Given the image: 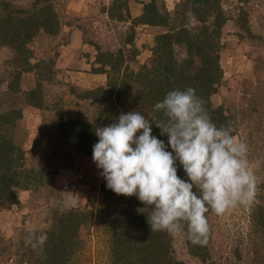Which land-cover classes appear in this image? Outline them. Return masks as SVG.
<instances>
[{"label":"rangeland","instance_id":"rangeland-1","mask_svg":"<svg viewBox=\"0 0 264 264\" xmlns=\"http://www.w3.org/2000/svg\"><path fill=\"white\" fill-rule=\"evenodd\" d=\"M9 1L31 11L36 0ZM52 1L59 14L58 32L50 34L41 29L29 43L34 52L32 63L44 65L46 61L54 72L50 81L44 79L45 107L26 104L24 94L12 98L9 92L7 94L8 83L20 67L12 62L16 56L14 46H0V110L22 106L23 117L13 131L15 145L24 151L22 168L30 174L32 170L45 171L43 183H34L30 189H17L18 204L6 208L3 205H7V201L0 205V264H28L22 260L29 256L23 254L28 247L25 236L51 227L56 211L72 208L87 212V221L79 228L80 242L74 249L72 264H112L114 240L109 229L115 223L116 212L103 200V177L92 156L58 139L56 107L65 117L86 120H94L102 111L101 105L80 97L84 90L106 81L105 75L92 74L97 50L87 41H100L102 48L110 50L123 45L132 19L143 12L142 0L128 1L127 21L108 16L106 9L113 0ZM182 1L164 0L174 15L173 22L180 20L175 11L181 8ZM161 2L158 0L160 5ZM221 5L230 19L223 26L219 39L223 79L212 100L216 106L227 107V112L235 117L237 130L234 135L249 146L248 158L257 176L258 194L248 206L236 207L223 216L208 214V262L264 264V238L257 240L256 237V244L251 238V231L255 230L253 213L264 207V0H221ZM188 25L197 28L199 22L193 17ZM160 31L161 27L147 24L135 26L140 53L136 60L129 61L131 68L151 62L154 36ZM178 55L183 58L186 50L179 49ZM37 69L21 72L23 90L35 86ZM133 110L135 108H130ZM142 114L147 116L148 113ZM58 142L57 151L53 153ZM70 197L73 203L66 205L64 202ZM168 240L169 255L175 264H203L199 257L190 253L184 235L168 234ZM30 258L35 261V257Z\"/></svg>","mask_w":264,"mask_h":264},{"label":"trees","instance_id":"trees-1","mask_svg":"<svg viewBox=\"0 0 264 264\" xmlns=\"http://www.w3.org/2000/svg\"><path fill=\"white\" fill-rule=\"evenodd\" d=\"M128 1L113 0L106 9L108 16L117 21H127L130 15ZM140 3L143 5V12L132 19L123 45L110 50L102 48L100 41H87L97 50L92 74H103L106 81L84 90L80 97L101 105L102 111L94 120H86L82 117H65L55 105L58 139L61 138V143L66 142L63 144L68 146L75 145L76 149L90 156L93 145L98 141L96 127L111 124L121 111L127 113L130 108L146 112L154 121L158 120L160 113L154 110V105L175 88H194L197 95L205 101V107L217 126L232 122L237 130L234 115L228 113L224 105H214L212 100V95L219 91L223 79L219 39L223 26L230 19L221 0H183L181 8L178 7L175 11V16L180 17L179 22H173L174 15L164 0L161 5L158 0H142ZM193 17L199 22L197 28L188 25ZM138 24L161 27L162 31L154 36L151 62L140 63V67L134 69L130 67L129 61L136 60L140 53L134 33ZM59 25V14L53 7L52 0H36L31 11L14 5L9 0H0V46H14L16 56L12 62L17 68H22L15 72L13 80L8 83L6 92L10 93L11 98L24 94L26 104L37 108L45 107L44 79L50 81L54 72L46 61L44 65L32 63L34 52L29 43L39 30L55 34ZM182 48L187 53L183 58L178 55V50ZM36 68L35 86L23 90L20 87L21 72L35 71ZM5 100L8 101V97ZM22 117V106L0 110V205L8 201L7 205H3L6 208L19 203L17 189H30L32 184L45 181V171L32 170L30 174L29 170L22 168L24 151L19 145H15L13 138V131ZM152 129L153 134L167 144V136L160 135V129L155 123L152 124ZM59 144L60 142L55 144L53 153H56ZM168 150L171 151L170 146ZM178 175L185 176L182 167L179 168ZM101 190L104 202L112 205L116 212L115 223L109 229L114 240L112 264H175L174 258L169 255L168 233L150 231L146 215L136 211L138 207H144L137 197L115 194L107 188L104 178ZM209 213L206 214L207 217ZM54 214L53 225L41 231L48 234V240L42 248L33 250L31 246L25 247L23 254L35 257V261L28 259V256L27 259H22L23 262L72 264L74 249L80 242L79 228L86 223L87 212L72 208L56 211ZM253 214L252 225L255 230L251 231V238L256 244V237L257 240L264 238V207H259ZM185 241L191 254L199 257L203 264H211L208 262L210 253L207 244L193 245L186 238Z\"/></svg>","mask_w":264,"mask_h":264},{"label":"clouds","instance_id":"clouds-1","mask_svg":"<svg viewBox=\"0 0 264 264\" xmlns=\"http://www.w3.org/2000/svg\"><path fill=\"white\" fill-rule=\"evenodd\" d=\"M154 110L160 113L155 121L140 110L121 111L111 124L96 127L92 160L108 189L144 205L136 211L146 215L151 232L182 234L204 246L210 233L207 213L223 216L257 197L249 146L233 134L232 122L212 121L192 87L168 91ZM153 123L167 144L153 134ZM180 167L184 177L178 175ZM47 240L46 232H29L24 242L36 250Z\"/></svg>","mask_w":264,"mask_h":264}]
</instances>
